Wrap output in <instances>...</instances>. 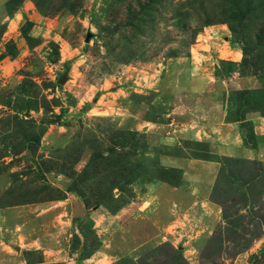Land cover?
Masks as SVG:
<instances>
[{
    "label": "rangeland",
    "instance_id": "rangeland-1",
    "mask_svg": "<svg viewBox=\"0 0 264 264\" xmlns=\"http://www.w3.org/2000/svg\"><path fill=\"white\" fill-rule=\"evenodd\" d=\"M0 264H264V0H0Z\"/></svg>",
    "mask_w": 264,
    "mask_h": 264
},
{
    "label": "water",
    "instance_id": "water-1",
    "mask_svg": "<svg viewBox=\"0 0 264 264\" xmlns=\"http://www.w3.org/2000/svg\"><path fill=\"white\" fill-rule=\"evenodd\" d=\"M67 80V72L65 71L61 76L60 79L58 80V83L61 85L64 81Z\"/></svg>",
    "mask_w": 264,
    "mask_h": 264
},
{
    "label": "crops",
    "instance_id": "crops-1",
    "mask_svg": "<svg viewBox=\"0 0 264 264\" xmlns=\"http://www.w3.org/2000/svg\"><path fill=\"white\" fill-rule=\"evenodd\" d=\"M212 37H211V39H210V46H211V42H212V44L215 46V45H218V44H216L217 43V41L216 40H213L212 41ZM211 48V47H210ZM234 53V52H233ZM210 55H212L211 53H210ZM212 57V56H211ZM208 86V85H207ZM206 87V84H203L202 83V86H201V90H203L204 88Z\"/></svg>",
    "mask_w": 264,
    "mask_h": 264
},
{
    "label": "trees",
    "instance_id": "trees-1",
    "mask_svg": "<svg viewBox=\"0 0 264 264\" xmlns=\"http://www.w3.org/2000/svg\"><path fill=\"white\" fill-rule=\"evenodd\" d=\"M243 53H244V50H243ZM67 63H65V68H67L66 65ZM87 107H88V105L85 107V108H83V110H86L87 109Z\"/></svg>",
    "mask_w": 264,
    "mask_h": 264
}]
</instances>
